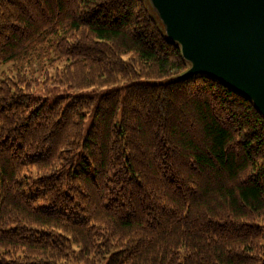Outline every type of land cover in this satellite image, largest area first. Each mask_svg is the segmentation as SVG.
<instances>
[{"label":"trees","instance_id":"trees-1","mask_svg":"<svg viewBox=\"0 0 264 264\" xmlns=\"http://www.w3.org/2000/svg\"><path fill=\"white\" fill-rule=\"evenodd\" d=\"M33 60L79 92L0 78V264H264V118L174 80L148 0H0V63Z\"/></svg>","mask_w":264,"mask_h":264},{"label":"water","instance_id":"water-1","mask_svg":"<svg viewBox=\"0 0 264 264\" xmlns=\"http://www.w3.org/2000/svg\"><path fill=\"white\" fill-rule=\"evenodd\" d=\"M187 69L248 98L264 118V0H148Z\"/></svg>","mask_w":264,"mask_h":264},{"label":"rangeland","instance_id":"rangeland-1","mask_svg":"<svg viewBox=\"0 0 264 264\" xmlns=\"http://www.w3.org/2000/svg\"><path fill=\"white\" fill-rule=\"evenodd\" d=\"M62 67L63 63L50 60H33L23 64L0 63V78L5 75L14 76L16 73L24 74L30 80V90L33 96L47 99L49 102L58 96H65L68 99L79 91L68 89L55 81L56 74ZM88 125L89 122L87 121L85 130Z\"/></svg>","mask_w":264,"mask_h":264}]
</instances>
